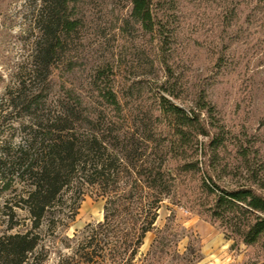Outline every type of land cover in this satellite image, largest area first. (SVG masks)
Masks as SVG:
<instances>
[{
  "label": "trees",
  "instance_id": "16d2710c",
  "mask_svg": "<svg viewBox=\"0 0 264 264\" xmlns=\"http://www.w3.org/2000/svg\"><path fill=\"white\" fill-rule=\"evenodd\" d=\"M36 1L30 69L26 80L8 92L18 140L10 136L0 143V196L8 192L0 264H41L47 256L41 233L66 227L86 191L102 200L101 220L66 239L63 248L70 251L58 254L56 264H133L148 233L153 238L142 264L197 263L199 244L194 248L188 242L180 253L178 227L170 219L155 226L167 199L216 225L231 247L241 244L264 253V195L249 185L218 183L231 142L204 90L191 108H182L172 101L177 96L169 78L147 109L132 108L123 100L133 96L132 87L124 94L115 88L109 62L93 67L83 88L70 87L62 79L75 69L70 50L84 27L79 6L85 0ZM177 1L128 0L120 30L137 26L162 37ZM228 2L250 6L245 21H254L264 36V0ZM227 6H221L224 24L234 14ZM154 61L167 67L158 56ZM236 151L245 158L244 149ZM17 211L25 217L20 220Z\"/></svg>",
  "mask_w": 264,
  "mask_h": 264
},
{
  "label": "rangeland",
  "instance_id": "374dc122",
  "mask_svg": "<svg viewBox=\"0 0 264 264\" xmlns=\"http://www.w3.org/2000/svg\"><path fill=\"white\" fill-rule=\"evenodd\" d=\"M37 3L0 0V143L10 136H14L13 141L18 140L8 92L26 80L30 69L37 34L34 29ZM177 3L170 20L163 23L162 37L157 38L146 35L137 26L120 30L121 21L130 9L128 0H85L79 6L84 27L70 50L75 69L62 80L81 89L93 67L101 62L112 63L115 88L124 94L131 86L133 96L123 100L140 110L148 108L153 96L160 92L158 86L169 78L175 81L177 96L172 101L182 108H191L197 92L204 90L214 106L216 123L228 132L231 142L223 154L227 169L220 174L218 183L228 188L249 185L264 195V36L254 21H245L250 6L243 3L237 6H227L223 0ZM221 6L234 8L226 24L221 22ZM157 56L167 67L154 61ZM151 61L153 68L148 69ZM237 148L245 150L244 159L238 157ZM17 212L20 220L25 217L24 212ZM7 214L8 192L0 196V233H8ZM101 217L102 200L86 191L66 227H59L52 234L41 233V244L47 254L41 264H56L58 254L70 251L63 248L66 239L71 240L86 224ZM167 219L178 227V252L183 253L188 242L194 248L199 244L200 260L195 264H264L263 252L241 244L231 247V241L224 239L216 225L209 224L186 204L163 201L155 226L161 228ZM152 238L150 233L145 235L133 264H142L141 257ZM24 264L33 263L29 260Z\"/></svg>",
  "mask_w": 264,
  "mask_h": 264
}]
</instances>
